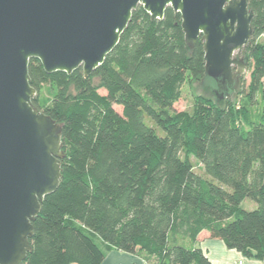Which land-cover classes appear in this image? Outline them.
I'll return each instance as SVG.
<instances>
[{"label": "trees", "instance_id": "1", "mask_svg": "<svg viewBox=\"0 0 264 264\" xmlns=\"http://www.w3.org/2000/svg\"><path fill=\"white\" fill-rule=\"evenodd\" d=\"M249 7L254 33L240 59L251 76L239 85V109L200 97L194 114L174 110L188 77L206 78V63L204 43L189 48L171 8L152 21L139 6L89 78L82 68L48 74L31 60L34 106L60 125L65 157L24 264H103L95 237L158 264H212L202 233L264 260V0Z\"/></svg>", "mask_w": 264, "mask_h": 264}, {"label": "water", "instance_id": "2", "mask_svg": "<svg viewBox=\"0 0 264 264\" xmlns=\"http://www.w3.org/2000/svg\"><path fill=\"white\" fill-rule=\"evenodd\" d=\"M139 6L152 21L168 8L181 16L189 48L202 40L206 77L228 99L253 38L249 0H0V264L27 260L33 223L62 179V129L34 106L31 60L48 74L82 68L89 78Z\"/></svg>", "mask_w": 264, "mask_h": 264}, {"label": "rangeland", "instance_id": "3", "mask_svg": "<svg viewBox=\"0 0 264 264\" xmlns=\"http://www.w3.org/2000/svg\"><path fill=\"white\" fill-rule=\"evenodd\" d=\"M258 43L264 45V35L258 39ZM246 56L242 55L239 58L244 59ZM237 69V68H235ZM237 71V70H236ZM250 76H251V68L245 66L243 73L240 77H238V81L235 83L234 89L231 90L230 92V97L229 100L230 102H232V104H234V107L236 109H239L242 107V105H245V100L243 101L241 98V95L238 94L240 87L239 85L242 83V81L244 80L246 83V87L249 86L250 84ZM218 88H217V84L215 83L214 80H212L209 77H206L204 80L202 81H195L193 79H191L190 77H188V79L186 80L185 84L182 86L181 88V97L180 100L175 103L174 105V110L176 112H182V113H188L190 115L194 114L196 106H197V102H198V98L200 97H206V98H210L212 99L215 103H219L220 99H219V95L220 93H217ZM104 93V92H102ZM261 104L262 107H259V110H261L264 113V100L261 99ZM117 111L121 112V108L116 107ZM256 108H253V110ZM192 161L195 165V169L196 172L203 174V172L201 171V165L200 163L195 160L194 158H192ZM255 204L253 201L251 200H246L243 203V207L246 210H252L254 208ZM209 238L208 233H202L201 236L199 237V246L201 247L203 243H205V241ZM96 239V243L100 246V248L104 251L106 250L105 247V243H103V241H101L100 238L95 237ZM208 257V256H207ZM131 259L129 261L131 262H125L124 264H132L134 262L135 257H130ZM144 258V262L145 264H158L156 259H147V257H143ZM209 258V257H208ZM244 261H241L239 264H244Z\"/></svg>", "mask_w": 264, "mask_h": 264}, {"label": "crops", "instance_id": "4", "mask_svg": "<svg viewBox=\"0 0 264 264\" xmlns=\"http://www.w3.org/2000/svg\"><path fill=\"white\" fill-rule=\"evenodd\" d=\"M106 258L103 264H124L129 261L130 257H135L132 264H145L144 258L147 257L145 254H136L130 255L116 251L105 244ZM201 248L207 254L212 264H239L241 261H244V264H264L263 261H253L246 260L240 253L233 250H228L223 242L218 240L207 239L205 243L202 244ZM149 259V258H147ZM152 259V258H151Z\"/></svg>", "mask_w": 264, "mask_h": 264}, {"label": "flooded vegetation", "instance_id": "5", "mask_svg": "<svg viewBox=\"0 0 264 264\" xmlns=\"http://www.w3.org/2000/svg\"><path fill=\"white\" fill-rule=\"evenodd\" d=\"M241 56V55H240ZM235 70H237V69H235Z\"/></svg>", "mask_w": 264, "mask_h": 264}]
</instances>
